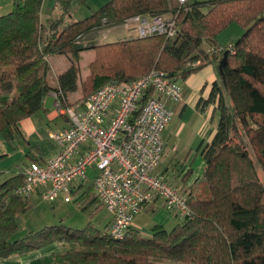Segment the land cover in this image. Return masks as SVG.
Listing matches in <instances>:
<instances>
[{
  "label": "trees",
  "instance_id": "obj_1",
  "mask_svg": "<svg viewBox=\"0 0 264 264\" xmlns=\"http://www.w3.org/2000/svg\"><path fill=\"white\" fill-rule=\"evenodd\" d=\"M42 1L13 0L11 11L0 15V135L5 140H12L21 120L42 109L50 91L64 108L83 105L106 83L130 81L154 68L178 83L208 62L216 63L220 80L208 98L216 102L219 119L211 140L199 148L203 169L198 187H189L190 218L169 230L154 224L149 236L132 226L113 239L110 222L89 221L81 229L56 224L15 238L17 216L33 207L31 199L14 193L24 181L19 169L0 182V258L67 242L75 248L56 254L49 264H264V181L257 170L264 173V1L108 0L86 18L73 20L70 0H56L59 15L45 22ZM154 15L175 18L177 34L94 42L104 28ZM234 22L242 35L219 67L225 50L210 55L202 45L220 47L216 37ZM88 50L95 56L80 83V54ZM52 55L69 60L57 87L48 82ZM78 86L80 97L68 100ZM152 95V88L142 92L134 116ZM73 194L79 209L94 206L97 213L103 208L90 184Z\"/></svg>",
  "mask_w": 264,
  "mask_h": 264
},
{
  "label": "built area",
  "instance_id": "obj_2",
  "mask_svg": "<svg viewBox=\"0 0 264 264\" xmlns=\"http://www.w3.org/2000/svg\"><path fill=\"white\" fill-rule=\"evenodd\" d=\"M176 1L184 4L188 0ZM116 27L138 38H172L178 31L175 18L169 15L132 17ZM223 50L233 53L229 44L210 48L208 54ZM147 88H152L153 95L134 116ZM181 100L180 84L156 68L130 81L106 83L83 105L64 108L58 99L56 109L65 115L68 127L48 133L57 151L46 161L23 165L24 181L14 193L29 198L39 192L48 202L59 198L71 202L73 183L83 179L91 167L95 172L92 189L111 216L108 233L113 239H121L133 226L134 217L158 200L179 219L190 218L189 191L168 183L156 172L164 149L162 133L173 116L166 102Z\"/></svg>",
  "mask_w": 264,
  "mask_h": 264
},
{
  "label": "crops",
  "instance_id": "obj_3",
  "mask_svg": "<svg viewBox=\"0 0 264 264\" xmlns=\"http://www.w3.org/2000/svg\"><path fill=\"white\" fill-rule=\"evenodd\" d=\"M12 4L13 0H0V15L7 14L9 11H11ZM117 35L120 36V39H129L135 37L132 33H129L125 30H122L121 33H117ZM226 43L227 41L220 42L219 40H216L215 46L221 47V45H225ZM87 53L90 56L87 57V61H84V55ZM80 55V70L82 73L88 75L89 71L87 66L88 63H90L94 58V51H84ZM48 62V82L52 87H57V77L69 66V60L64 55H52L49 56ZM219 81L220 80L217 72L216 63L208 62L198 71L189 75L185 80L178 82L182 87V100L180 102H166L168 108L172 111L173 116L170 123L162 133L164 149L161 162L158 165L156 172L159 173L168 183L172 185L178 186L177 183H180V185L182 184V190L190 191L189 187L195 184L197 178L202 173L203 159L200 155L199 148L202 144L211 140L215 133L219 119V112L217 110L216 102L208 101V98L210 97V94L212 92L213 83ZM79 97V86L75 92L68 94V100L70 101H75ZM57 100L58 97L55 91H50L46 94L43 100L42 109L39 112L31 115L39 120L35 125L36 127L32 129L29 135L24 134V132L20 129L19 124L24 120L27 121V119H30L31 116L21 120L18 123V132L16 133L24 138L26 144L29 143V139L33 140L32 142L38 141V139H35L34 136L38 134L40 128L39 125H41V127L43 128V130L40 129V132H43L41 136L43 137L45 134V137L47 138L48 142L52 145L51 151L49 153H44L42 149L39 148V146H33L32 148H30L29 151H27L26 153L29 159L27 164L31 161H46L47 159L52 157L57 151V146L48 139V133L50 132V130H47L45 128H49L51 122H54L55 124L57 123V128L59 129L68 127L67 118L65 117V115H63L56 109L55 105ZM44 122H46L45 125ZM170 142L171 148H169L168 145V143ZM86 145L82 149H84ZM2 147L4 146L2 145ZM2 150L3 152H6L5 148H2ZM191 153L192 157H190ZM3 155L4 153L0 152V157H2ZM195 160L196 163L194 165ZM22 167H19L16 171L10 172H7L6 170H0V182L12 173L19 171V169H22ZM94 174L95 172L93 169V176ZM93 176L88 179L86 173V176L83 179L74 182L72 186L73 191L77 189L81 184L91 185ZM33 196L40 197V194L39 192H37L31 195L29 197L31 201ZM60 199L61 198L55 201H59ZM160 209L163 210L164 213H167L171 216L174 215L173 213H170L164 209L163 203L160 200L156 201L152 206H150L148 211H144L155 212ZM138 215H136L135 217H137ZM169 219L171 218H169L168 216H158L155 224H160L165 227L163 223H165ZM110 221L111 216L106 212V215L102 219L101 226ZM133 227L137 229L139 228L136 226L135 223H133ZM62 251L63 250L60 245L56 246L55 243H50L43 246L35 253L13 257L17 259V262L15 261V264H43L41 262V259L49 257L53 261L54 256Z\"/></svg>",
  "mask_w": 264,
  "mask_h": 264
},
{
  "label": "rangeland",
  "instance_id": "obj_4",
  "mask_svg": "<svg viewBox=\"0 0 264 264\" xmlns=\"http://www.w3.org/2000/svg\"><path fill=\"white\" fill-rule=\"evenodd\" d=\"M107 1L108 0H70L69 12L71 18L73 20L84 19L87 16H89L92 12L96 11L101 5H103ZM190 1H194V0H190ZM57 15H59V7L57 5L56 0H43L40 10L41 20L45 22L47 19ZM122 30L124 31L123 28L116 27V25H112L109 28H104L103 30H100L97 34H95L94 42L100 44L113 39L115 40L120 39V36L117 35V33H121ZM241 35H242V30L240 26L234 22L231 23L226 29L221 31L216 37V40H219L220 42L227 41L225 45H221V47H225L231 44L232 41L236 40ZM202 46L205 52L208 54V50L211 48L210 45L203 44ZM89 56L90 55H88V53L85 54L84 61H87V57ZM94 56H95V51H94ZM89 64L90 63H88L87 66L88 71H89ZM79 68H80V61H79ZM87 76L88 75L82 73L80 70V74H79L80 83ZM38 120L39 119H36V117L31 116V118L27 119V121L25 120L22 121L19 124V127L24 132L25 135H29L32 129L36 127L35 125ZM45 124L46 122H44V125ZM39 126H40L39 132L34 136L35 139H38L37 142H32L33 140L29 139L28 141L29 143L26 144L24 138L21 137L16 132L14 133V137L11 141H7V140L5 141L3 136L0 135V152L4 153V155L0 157V170H6L7 172L16 171L19 167H22L23 165L27 164L29 159L26 153L33 146H39V148H41L44 153H49L51 151L52 145L48 142L47 138L45 137V134L43 137L41 136L43 132L40 131L43 130V128L41 127V125ZM45 128L47 130H50V132L59 129L57 128V123L55 124L54 122H51L49 128L47 127ZM2 145L4 147H2ZM168 145L169 148H171V142L168 143ZM2 148H5L6 152H3ZM190 157H192V153L190 154ZM195 163L196 160L194 161V165ZM257 170L261 180L264 181V173H262L258 167ZM86 173L88 179H90L93 176V169L91 167L88 168L86 170ZM177 185L179 187H182V184L180 185V183H177ZM197 187L198 186L196 182L194 184V189H196ZM32 201H33L32 209L28 212L21 213L16 218L18 224V231L15 234V238L24 237L27 233L31 231H36L45 226L56 225V224H62L66 227H71L74 229H81L90 221V223L92 224L101 226L102 219L106 215V212L103 208L98 210L97 213H95L94 206L82 210L77 208L72 201L65 203L63 202L62 199H60L59 201L48 202L43 200L39 196H33ZM148 210L149 208H147L145 211ZM145 211L139 214L137 217H135L133 222L136 224L137 227H139L138 229L143 236L150 235L149 228L156 223V219L158 218V216H165V217L168 216L169 218H171L167 220L165 223H163V225H165V228L168 230L171 229L177 222L180 221V219L177 216L175 217L174 215L171 216L167 213H164V211L161 209L155 212H151V211L145 212ZM90 213H92V216H90ZM57 243L58 245H60L63 251L72 250L76 246L73 243H67V242H57ZM57 243H55L56 246H58ZM48 258L49 257L41 259V262L43 264L51 263L52 262L51 258L49 259ZM16 260L17 259H15V257L8 259L0 258V264H4V263L15 264Z\"/></svg>",
  "mask_w": 264,
  "mask_h": 264
},
{
  "label": "water",
  "instance_id": "obj_5",
  "mask_svg": "<svg viewBox=\"0 0 264 264\" xmlns=\"http://www.w3.org/2000/svg\"><path fill=\"white\" fill-rule=\"evenodd\" d=\"M227 57H228V51L225 50L224 53H223V55H222V58L220 60L219 67H221L224 64V62L226 61Z\"/></svg>",
  "mask_w": 264,
  "mask_h": 264
}]
</instances>
